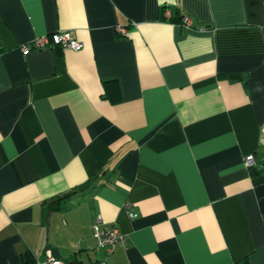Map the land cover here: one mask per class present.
<instances>
[{
    "label": "crops",
    "instance_id": "1",
    "mask_svg": "<svg viewBox=\"0 0 264 264\" xmlns=\"http://www.w3.org/2000/svg\"><path fill=\"white\" fill-rule=\"evenodd\" d=\"M60 30L82 48H19ZM47 251L264 264V0H0V264Z\"/></svg>",
    "mask_w": 264,
    "mask_h": 264
},
{
    "label": "built area",
    "instance_id": "2",
    "mask_svg": "<svg viewBox=\"0 0 264 264\" xmlns=\"http://www.w3.org/2000/svg\"><path fill=\"white\" fill-rule=\"evenodd\" d=\"M164 14L169 17L171 12L168 7L164 9ZM182 26L188 28L192 25V21L189 16L182 15ZM119 32H124L123 26H117ZM82 43L74 38L70 31L60 30L49 34L37 36L29 42L23 43L19 46L22 52H26L31 49L43 50L45 48H61L80 50ZM244 165L247 168H251L255 165V158L253 154H249L244 158ZM130 205H127L128 209ZM128 214L130 217H135L136 212L129 210ZM93 233L97 240V245L100 248H104L107 254H110L118 244L124 242V235L120 233L118 228L113 223H104L100 216H98L93 222ZM39 264H63L61 259L52 256V253L47 251L44 260L40 261ZM96 264H105V261H98ZM247 264V263H242Z\"/></svg>",
    "mask_w": 264,
    "mask_h": 264
},
{
    "label": "trees",
    "instance_id": "3",
    "mask_svg": "<svg viewBox=\"0 0 264 264\" xmlns=\"http://www.w3.org/2000/svg\"><path fill=\"white\" fill-rule=\"evenodd\" d=\"M168 18H169V20H172L173 22H179V24H182L181 18H179L177 15H175V16H173V15L171 16L170 15V17H168ZM103 91H104L103 92L104 96L110 102L114 103V102L119 101V99H120V89H119V85H118L116 79L104 80L103 81ZM250 169H251L253 174L256 173V171L254 169V166L251 167ZM66 196H67V194L63 195L62 197H60L58 199V201L65 199ZM56 204H57V202L54 205L50 204V206L54 207ZM32 263H33V260L30 258L28 253H25V254L22 255L20 264H32ZM69 264H72V263H69Z\"/></svg>",
    "mask_w": 264,
    "mask_h": 264
}]
</instances>
